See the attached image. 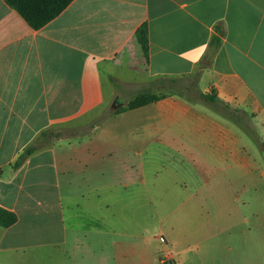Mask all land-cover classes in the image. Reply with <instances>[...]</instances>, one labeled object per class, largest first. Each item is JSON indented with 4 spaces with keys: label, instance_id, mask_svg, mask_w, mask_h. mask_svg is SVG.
I'll return each instance as SVG.
<instances>
[{
    "label": "crops",
    "instance_id": "0c3cea01",
    "mask_svg": "<svg viewBox=\"0 0 264 264\" xmlns=\"http://www.w3.org/2000/svg\"><path fill=\"white\" fill-rule=\"evenodd\" d=\"M143 23L147 57L135 35ZM196 75L212 101L169 93L93 127L85 148L48 144L14 167L43 132L99 111L103 76L141 86ZM243 119L264 131V0H73L39 30L0 0V207L17 216L0 227V264L26 251L47 252L48 264H264V150ZM116 157L138 158L137 177L58 180L103 175ZM116 187L177 211L138 235L116 232L105 218Z\"/></svg>",
    "mask_w": 264,
    "mask_h": 264
},
{
    "label": "rangeland",
    "instance_id": "374dc122",
    "mask_svg": "<svg viewBox=\"0 0 264 264\" xmlns=\"http://www.w3.org/2000/svg\"><path fill=\"white\" fill-rule=\"evenodd\" d=\"M134 77L137 78L136 76ZM134 77L118 78V82L113 79V86H111L110 80L106 76H103V80L106 84V103L103 104L99 111L88 121L74 120L68 124L55 126L53 132V139H51V143L49 145H54V149H56L58 153L66 150L71 152L73 150H78L87 147L89 143V136L92 135L88 133L81 136L80 138L70 137V135L73 134V131H70V128H77L78 126H82L87 123L91 124L99 122L97 124L99 126L102 123H108L107 121L114 115H116L115 111L119 107H126L131 99L141 93L148 92L156 95L175 93L194 100H206H204V97L200 95L196 87V82L192 78L189 80H184L175 83H159L156 81L151 84L141 86H125L123 84L124 82L121 81L123 80L128 82L130 79H134ZM112 89H115L114 97L111 94ZM116 101L117 103L115 106ZM214 109L231 118L233 121H238L240 123V116L238 114H235L234 112L226 111V107L217 105ZM242 127L243 130L246 127L247 131L249 132L250 142H252V144L259 151L264 150V131L258 134L255 129V126L251 123L250 119L248 120L247 124L243 119ZM54 137H57L56 139L58 141L54 140ZM68 144H70L71 146H69ZM123 161L124 163H128V165L132 167V169H130V173L124 172L122 168ZM115 162L116 164L112 161L104 162L103 175L101 173L95 172L83 173V171H81V173H79L77 170H75L74 172H72V174L69 175H66L63 172H59L58 180L60 181V183L66 182L68 180H73V183L80 185L85 184L86 181L93 183L97 181L107 182L116 180L117 184L118 181H125L128 175L132 177H135L137 175L135 170H138V158L116 157ZM168 165H171V163H168ZM164 191L165 190L163 189L156 190L158 194H161ZM145 196V190L140 188L130 190L127 188L116 187V204H113L111 212L105 211L106 219H112L114 216L116 232L129 231L131 233L136 232L138 235L143 232L144 229L148 228L150 225H153L156 222V217H160L161 215H164L166 213H175L177 211V205H149L145 200ZM161 236V234H157L156 239L160 238ZM91 239L92 238L90 236L87 237V240L89 242ZM35 241L37 240L35 239ZM37 252L38 251H26L23 254L24 262H20L19 264H38L37 258L39 255L41 256V264H48V253L44 252L43 254Z\"/></svg>",
    "mask_w": 264,
    "mask_h": 264
},
{
    "label": "trees",
    "instance_id": "16d2710c",
    "mask_svg": "<svg viewBox=\"0 0 264 264\" xmlns=\"http://www.w3.org/2000/svg\"><path fill=\"white\" fill-rule=\"evenodd\" d=\"M11 8L16 10L28 23L30 27L34 30L41 29L44 25L55 19L73 0H4ZM217 30V29H216ZM219 31V29H218ZM137 41L143 51L145 57H147L148 52V30L147 24L143 23L140 25L135 32ZM219 40L215 38V42L217 43ZM197 75L192 79L197 80ZM159 83H175V80H167L160 79L157 80ZM201 95V94H200ZM166 94H152V93H141L131 99L126 107H119L115 114L137 109L152 103H155L161 99H163ZM202 96V95H201ZM206 100L212 101L210 97L202 96ZM99 123V122H98ZM98 123H91L85 129H70L73 131V134L70 137L80 138L81 136L90 133L91 129L97 125ZM54 131L43 132L38 139L34 142L32 146L27 148L24 152H22L16 162L14 163V167H19L30 155H32L37 150L45 147L46 145L51 143V139H53ZM55 138V137H54ZM57 138V137H56ZM54 140H57V139ZM58 141V140H57ZM17 222V216L14 212L6 210L0 207V227L1 228H9Z\"/></svg>",
    "mask_w": 264,
    "mask_h": 264
},
{
    "label": "built area",
    "instance_id": "2783aa9c",
    "mask_svg": "<svg viewBox=\"0 0 264 264\" xmlns=\"http://www.w3.org/2000/svg\"><path fill=\"white\" fill-rule=\"evenodd\" d=\"M160 241L163 242V239L160 238ZM166 255H168V256L170 257V258H169L168 260H166V261H169V260L171 261V256H170V254H166Z\"/></svg>",
    "mask_w": 264,
    "mask_h": 264
},
{
    "label": "water",
    "instance_id": "95a60500",
    "mask_svg": "<svg viewBox=\"0 0 264 264\" xmlns=\"http://www.w3.org/2000/svg\"><path fill=\"white\" fill-rule=\"evenodd\" d=\"M116 103H117V101L115 102V106H116Z\"/></svg>",
    "mask_w": 264,
    "mask_h": 264
}]
</instances>
